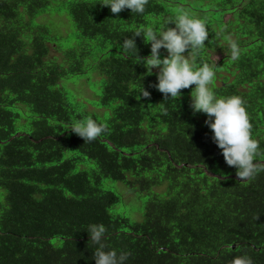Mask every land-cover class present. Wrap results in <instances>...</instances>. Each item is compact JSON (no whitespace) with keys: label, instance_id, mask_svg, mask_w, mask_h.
Returning <instances> with one entry per match:
<instances>
[{"label":"trees","instance_id":"1","mask_svg":"<svg viewBox=\"0 0 264 264\" xmlns=\"http://www.w3.org/2000/svg\"><path fill=\"white\" fill-rule=\"evenodd\" d=\"M101 3L0 0V264H95L90 223L105 226L107 248L129 253L124 264L239 255L264 264V0H148L143 14ZM177 7L206 22L196 63L215 66L212 90L245 102L260 148L250 179L226 165L206 115L193 113L194 86L166 98L156 69L149 75L136 50H122ZM133 39L137 56L150 54L143 35ZM79 79L99 89L92 105L102 112L71 100L67 85ZM85 117L106 125L91 142L66 130ZM133 204L139 220L123 209Z\"/></svg>","mask_w":264,"mask_h":264},{"label":"clouds","instance_id":"2","mask_svg":"<svg viewBox=\"0 0 264 264\" xmlns=\"http://www.w3.org/2000/svg\"><path fill=\"white\" fill-rule=\"evenodd\" d=\"M147 3L148 0H102L101 5L108 7L113 14L123 9L143 14ZM170 23L174 26L167 27ZM141 35L150 45V54L145 57L137 56L133 39ZM208 36L204 19L188 9L177 7L176 14L162 19L158 26L137 28L131 36L123 40L122 50H136L138 64H142L149 75L156 69V83L153 86L166 98L177 99L181 89L194 86L190 93L193 113L206 115L204 123L212 133V141L220 149L226 165L234 167L236 176L243 181L252 178L258 171L255 160L260 152L259 142L252 136V124L242 97L218 96L210 87L215 66L207 62L199 65L196 63V56L205 46ZM228 39L231 58L235 60L239 55V47L236 41L230 37ZM161 49L167 54L162 55ZM139 93L142 97L150 95L143 88ZM66 130H70L84 142H91L106 131V125L91 117H85L68 123ZM87 230L89 239L97 245L93 254L95 264H124L129 253H118L115 249L107 248L104 243L106 228L102 223H90ZM230 264L253 262L250 257L239 255L234 256Z\"/></svg>","mask_w":264,"mask_h":264},{"label":"rangeland","instance_id":"3","mask_svg":"<svg viewBox=\"0 0 264 264\" xmlns=\"http://www.w3.org/2000/svg\"><path fill=\"white\" fill-rule=\"evenodd\" d=\"M60 28H62V27L60 26ZM219 57H220L219 55H214L215 59H219ZM73 81H74V84L67 85V88H69L68 91H69V95L71 97V100L81 101L84 106L85 105L87 106V110L98 111L99 109H96L92 105V103H93L92 100L95 99L94 94L97 93V91H99V89L90 90L88 88V86L86 85L84 79L73 80ZM98 112L100 113L102 111L99 110ZM116 185H117V183H116ZM118 187H119V191L121 192L124 203L127 204L129 202H132V195L130 193H128L127 191H125L121 185H118ZM123 209L126 212V215H128L129 217L132 218L131 212L137 210L138 206H136L134 204L133 205H127V207H123ZM142 209H143V206L140 207V210H142ZM132 219H134V218H132ZM139 219L140 218L134 219V220H139Z\"/></svg>","mask_w":264,"mask_h":264}]
</instances>
